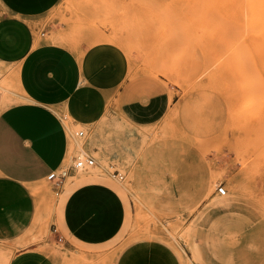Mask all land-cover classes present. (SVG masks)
<instances>
[{
    "label": "rangeland",
    "instance_id": "rangeland-1",
    "mask_svg": "<svg viewBox=\"0 0 264 264\" xmlns=\"http://www.w3.org/2000/svg\"><path fill=\"white\" fill-rule=\"evenodd\" d=\"M263 4L60 0L46 18L54 40L95 63L109 52L94 77L104 81L84 78L78 93L71 129L83 149L68 130L61 167L86 155L94 164L57 187L47 177L31 187L39 219L18 245L35 242L52 264H264ZM157 95L168 99L157 119L139 125L123 114L124 102ZM61 118L73 120L66 109ZM85 181L120 194L124 221L105 243L65 248L61 209Z\"/></svg>",
    "mask_w": 264,
    "mask_h": 264
},
{
    "label": "crops",
    "instance_id": "crops-1",
    "mask_svg": "<svg viewBox=\"0 0 264 264\" xmlns=\"http://www.w3.org/2000/svg\"><path fill=\"white\" fill-rule=\"evenodd\" d=\"M59 2L0 0V81L12 88L7 95L0 93V242L11 253L7 264H52L35 242L18 245L39 219L31 187L69 158L70 135L61 113L66 109L73 118L71 127L78 124L84 78L88 84L104 81L94 77L106 66L108 50L98 53L95 63L89 54L79 56L54 40L46 18ZM167 106L168 99L157 95L126 101L121 109L128 120L143 125ZM69 173L76 171L70 166ZM123 221L124 203L112 186L100 181L76 184L60 214L65 248L105 243Z\"/></svg>",
    "mask_w": 264,
    "mask_h": 264
},
{
    "label": "built area",
    "instance_id": "built-area-1",
    "mask_svg": "<svg viewBox=\"0 0 264 264\" xmlns=\"http://www.w3.org/2000/svg\"><path fill=\"white\" fill-rule=\"evenodd\" d=\"M76 134L78 136H82L83 131H78V132H76ZM93 164H94V158L92 156L86 155V156L77 157L74 160L73 164L70 166L76 171L79 168L86 169L88 167H91V166H93ZM70 166H68V168H66V169L60 167L56 170H51L50 172H48V174L46 176L47 179L52 181L55 187L59 186L60 183L62 182V179L68 175ZM117 175H119V174L117 173ZM216 191L219 194H225V188L221 185L217 186Z\"/></svg>",
    "mask_w": 264,
    "mask_h": 264
},
{
    "label": "bare ground",
    "instance_id": "bare-ground-1",
    "mask_svg": "<svg viewBox=\"0 0 264 264\" xmlns=\"http://www.w3.org/2000/svg\"><path fill=\"white\" fill-rule=\"evenodd\" d=\"M229 1V0H228ZM250 2V1H249ZM254 2V1H253ZM260 4V3H259ZM256 5V4H255ZM264 5V4H263ZM248 6H249V4H248ZM252 6H254V5H252ZM264 8V7H263ZM255 9V8H254ZM263 10V9H262ZM259 11V10H258ZM263 13V12H262ZM253 14H255V13H253ZM260 14V13H259ZM264 15V14H263ZM256 16H258V15H256ZM254 19V18H253ZM256 19H257V17H256ZM255 19V20H256ZM255 20H253V22H255ZM260 20H262V19H260ZM258 21V20H257ZM261 22V21H260ZM262 22H264V19H263V21ZM253 24V23H252ZM257 24V23H256ZM259 24V23H258ZM262 25H264V23H261ZM262 25L260 26V27H262ZM254 26V25H253ZM258 26V27H259ZM255 27V26H254ZM257 27V26H256ZM264 28V27H263ZM254 29V28H253ZM257 30L259 29V28H256ZM261 29V28H260ZM255 30V29H254ZM261 32V31H260ZM259 32V33H260ZM258 33V32H257ZM264 33V32H263ZM263 36V35H262ZM257 40H258V38H257ZM258 45V44H257ZM257 48H259L258 46H257ZM261 49V48H260ZM9 84V83H8ZM1 88V87H0ZM94 104V103H93ZM80 113H82V112H80ZM79 113V114H80ZM81 116V115H80ZM88 116V115H87ZM79 121V120H78ZM93 121V120H92ZM88 122H90V121H88ZM67 126V128H68V130H69V132L72 134V129H71V126H70V124H68V125H66ZM72 136H73V139L75 140V145H74V148L75 147H77L78 149H83V145L80 143V141L78 140H76L75 138H74V135L72 134ZM95 138V137H94ZM90 148V147H89ZM101 151V150H100ZM81 172H83V170H81ZM85 174V173H84ZM91 174V173H90ZM238 186V185H237ZM229 196V195H228ZM38 248V247H37ZM42 248V247H41ZM40 248V249H41ZM50 250V249H49ZM52 250H50V252H51ZM49 252V253H50ZM9 257H10V255H7V256H5L4 257V259L2 260V263L1 264H7L8 263V260H9Z\"/></svg>",
    "mask_w": 264,
    "mask_h": 264
}]
</instances>
